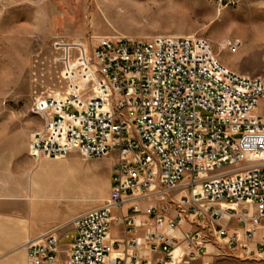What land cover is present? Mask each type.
<instances>
[{"label":"built area","instance_id":"obj_1","mask_svg":"<svg viewBox=\"0 0 264 264\" xmlns=\"http://www.w3.org/2000/svg\"><path fill=\"white\" fill-rule=\"evenodd\" d=\"M56 77L31 107L42 118L31 159L77 152L115 163L105 201L73 217L65 260L52 230L28 239L26 264H264V72L234 71L206 37L118 35ZM125 201L131 236L120 241L110 219ZM186 219L198 228L180 230ZM119 248L125 257L112 256Z\"/></svg>","mask_w":264,"mask_h":264},{"label":"rangeland","instance_id":"obj_2","mask_svg":"<svg viewBox=\"0 0 264 264\" xmlns=\"http://www.w3.org/2000/svg\"><path fill=\"white\" fill-rule=\"evenodd\" d=\"M118 35L206 37L234 71L264 72V0H0L1 160L25 166L31 135L42 125V118L31 112L34 98L59 87L57 73L89 55L98 38ZM230 40L240 41L237 52L229 50ZM49 159L56 163H35V178L57 185L79 208L105 201L115 154L86 159L73 152ZM148 202L157 201L141 200ZM71 241L70 236L59 240L62 256Z\"/></svg>","mask_w":264,"mask_h":264},{"label":"crops","instance_id":"obj_3","mask_svg":"<svg viewBox=\"0 0 264 264\" xmlns=\"http://www.w3.org/2000/svg\"><path fill=\"white\" fill-rule=\"evenodd\" d=\"M25 160L26 164L22 167L21 162L14 159L8 158V162L0 159V264H26L28 239L48 231H56L60 239L70 236L73 240L75 228L72 219L88 208H79L73 197L58 192L57 185L35 178V162L28 150ZM30 161L33 163L30 164ZM41 162L47 165L56 163L49 158ZM131 206L132 201H125L112 209L110 231L114 239L123 241L131 236L127 225V217L132 215ZM145 206L139 202L141 209ZM139 218L143 222L147 220L145 215ZM190 228H198V225L187 219L181 223L180 230ZM144 232L145 227H142L138 234L143 236ZM143 240L146 243V239ZM159 255L158 252L143 251L144 257ZM60 256L64 261L66 255ZM112 256L125 257L126 252L119 248Z\"/></svg>","mask_w":264,"mask_h":264}]
</instances>
